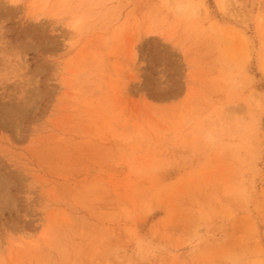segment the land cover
Returning a JSON list of instances; mask_svg holds the SVG:
<instances>
[{"label": "rangeland", "instance_id": "rangeland-1", "mask_svg": "<svg viewBox=\"0 0 264 264\" xmlns=\"http://www.w3.org/2000/svg\"><path fill=\"white\" fill-rule=\"evenodd\" d=\"M231 2L0 0V264H264V0Z\"/></svg>", "mask_w": 264, "mask_h": 264}, {"label": "bare ground", "instance_id": "bare-ground-1", "mask_svg": "<svg viewBox=\"0 0 264 264\" xmlns=\"http://www.w3.org/2000/svg\"><path fill=\"white\" fill-rule=\"evenodd\" d=\"M218 2H219V6H220V9L222 10V11H224V12H230V10L233 8L232 7V2H231V0H218ZM235 5V4H234ZM232 7V8H231ZM231 8V9H230ZM233 10V9H232ZM237 11H238V9H237ZM228 12V13H229ZM235 12V11H234ZM238 12H240V11H238ZM238 12H237V15H238ZM231 14H232V16H233V12H231ZM243 15V14H242ZM235 16V15H234ZM239 16V18H241L240 17V14L238 15ZM235 18H237L236 16H235ZM238 19V18H237ZM72 26V28L74 27L75 29H79L80 28V26L78 25V24H76L75 23V21H74V25H71ZM73 28V29H74ZM242 39L243 38H245V36L243 37V36H240ZM246 40V39H245ZM263 45V44H262ZM264 46V45H263ZM264 66V65H263Z\"/></svg>", "mask_w": 264, "mask_h": 264}]
</instances>
